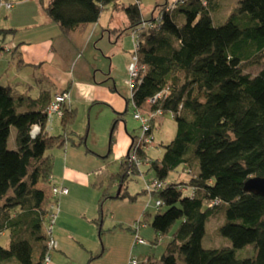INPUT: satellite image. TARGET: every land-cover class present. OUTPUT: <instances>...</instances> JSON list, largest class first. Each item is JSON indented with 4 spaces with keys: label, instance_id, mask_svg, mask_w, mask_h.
Returning a JSON list of instances; mask_svg holds the SVG:
<instances>
[{
    "label": "trees",
    "instance_id": "1",
    "mask_svg": "<svg viewBox=\"0 0 264 264\" xmlns=\"http://www.w3.org/2000/svg\"><path fill=\"white\" fill-rule=\"evenodd\" d=\"M38 1L63 34L96 23L106 5L122 8L126 29L138 32L135 55L143 66L131 92L133 110H160L176 123L175 136L161 144L159 159L146 153L153 143L134 151L136 136H131L112 176L120 187L113 198L131 201L135 197L123 191L124 186L131 175L140 173L141 164L165 184L160 190H143L161 201L157 208H165L151 218L153 243L177 226L159 263L149 257L140 264H264V196L243 190L248 178L264 177V0H238L220 23L214 19L218 0H187L168 10L164 4L158 18L149 20L152 26L142 25L140 0L126 6L119 0ZM2 2L8 1L0 0V6ZM13 31L0 29V35ZM8 43L0 38V51ZM252 66L260 69L250 74L246 70ZM52 98L47 91L31 98L0 85V235L8 232L9 237L7 248L0 245V264H45L53 251L47 246V216L54 160L46 151L66 144L76 113L64 103L59 116L63 133L51 135L46 109ZM123 114H116L112 132ZM155 121L150 119L151 134ZM35 125L40 132L32 136ZM12 127L14 148H9ZM132 152L136 161L130 160ZM171 173L183 178L169 179ZM108 198L112 197L104 191L102 200ZM215 201L218 204L208 206ZM216 214L224 217L218 232L230 246L204 248L206 224ZM144 216L134 223L147 225ZM101 218L100 211L95 219L100 235Z\"/></svg>",
    "mask_w": 264,
    "mask_h": 264
},
{
    "label": "rangeland",
    "instance_id": "2",
    "mask_svg": "<svg viewBox=\"0 0 264 264\" xmlns=\"http://www.w3.org/2000/svg\"><path fill=\"white\" fill-rule=\"evenodd\" d=\"M134 2L135 0H119L118 3L126 6ZM174 2L175 0H140L139 8L143 20L156 18L161 6L165 3L172 5ZM218 2L219 6H215L214 13L216 23L224 21L220 17L225 16L230 7L237 5L238 0H218ZM226 3L228 6L225 5ZM27 8L30 9V6L27 5ZM12 10L0 6V21L5 22ZM23 18L16 19L26 21V18ZM99 24L104 30L98 27V34L94 36L88 47L84 48L80 41L76 46L66 41V45L60 44L58 48L59 54L54 59L53 66L56 65L75 79L95 83L97 101L89 103L88 106L77 103V106L73 107L76 114L73 123L67 129L66 144L61 148L54 147L47 150L46 154H50L54 160L55 155L69 151L73 159L80 163L79 165L84 166L87 171L96 172L91 176L92 189L88 192L94 194L91 206L96 213L94 219L98 218L101 211V236L100 240L97 237L94 242H83L75 232L69 231L62 241L65 245L64 252L53 250L51 261L52 264H124L134 238L129 227L145 213L142 219L146 220L147 225L140 228L139 236L146 241V244L137 245L131 254L137 260L150 256L153 261L159 263L177 224H174L166 236L158 238L157 242L153 243L155 232L150 226L151 218L156 213L163 212L165 208L155 206L154 202L157 199L155 194L143 192L145 183L154 178L147 164H141L140 173L131 175L125 183L123 191L135 199L131 201L128 198H113L119 186L112 180V176L118 171L120 161L125 157L126 142L131 136H136L140 132L139 123L132 117L131 92L126 84L127 65L134 52L133 31L126 29L128 20L124 10L114 9L113 4L104 7L99 17ZM107 25L116 30L109 33ZM22 32L23 29L17 34ZM76 35L83 37L82 33ZM9 40L10 38H7L5 43ZM18 56L19 51L4 53L0 58V74L3 75L0 85H10L16 94L31 98H36L41 91L53 93L56 90L53 82H50L54 76L48 64L16 68ZM259 69V66H252L246 71L255 74ZM46 72L51 75L49 80L43 76ZM117 113H124L123 121H118L112 132L113 120ZM156 119L152 130L153 144L146 149L147 155L153 159L161 158L163 154L161 144L169 143L176 133V123L169 113L159 115ZM53 121L50 134L55 136L62 134L59 119L54 117ZM14 138L15 129L12 127L8 139L9 148H14ZM181 178L183 176L179 177L177 173H171L169 176V179ZM104 191L112 198L102 200ZM82 193L87 192L82 191ZM88 198L89 196L85 194L84 204ZM83 211L85 207L79 201L77 205L71 207L70 213L81 215ZM222 222L224 217L220 214L209 219L206 233L202 238L204 248L230 246L229 240L218 232V226ZM53 237L56 240L54 235ZM8 243V232H5L0 235V245L7 248Z\"/></svg>",
    "mask_w": 264,
    "mask_h": 264
},
{
    "label": "crops",
    "instance_id": "3",
    "mask_svg": "<svg viewBox=\"0 0 264 264\" xmlns=\"http://www.w3.org/2000/svg\"><path fill=\"white\" fill-rule=\"evenodd\" d=\"M5 1L12 3L11 9L13 10L5 22L0 21V29H12L15 31L5 35L4 37L3 35H0V38L4 41L7 38H10L8 42H13L18 45L16 52L19 51V56L16 68L24 66L36 67L40 64H48L50 70H52L50 72L54 76L50 82H53L52 84L55 85L56 88L53 93H49L50 97L52 98L55 94L67 90L69 94L67 106L71 109H73L74 106L76 107L77 103L88 106L89 103L97 101L95 99V92L97 91L95 83L93 84L92 82L88 83L75 79L71 74L62 71V69L56 65L53 66V62L59 54L58 48L60 47V44L66 45V41L71 45L75 44V46L80 41L84 48L88 47L94 36L98 34V27H100L101 30H104L99 24V19L96 23L88 25L83 30H75L69 34H63L59 26L48 19L38 0ZM27 5L30 6V9L27 8ZM17 17H24L26 18V21H17ZM108 26L109 25H107V30L110 33L114 27L109 28ZM22 29V34H17L19 31H22ZM81 33L83 34L82 38L76 35H80ZM77 39L79 40L77 41ZM43 76L44 78H48L47 80L51 77L48 72H46V75ZM2 77L3 75L0 74V80H3ZM0 83H2V81H0ZM54 117L59 119L58 116ZM53 122L51 127H53ZM51 130L52 128L50 131ZM130 144L131 138H129V141L126 142L125 155L130 147ZM79 164L73 159V156L69 154V151L55 155L53 161L51 182L54 185L64 186L68 189L67 194L61 195L57 198L56 219L53 228V235L57 240V247L54 250L60 253L64 252L63 246L65 245L62 241L65 234L69 231L75 232L77 237H79L83 242H94L97 237L100 240L101 236L99 227L94 221L96 213L91 207L94 200V194L92 192H88L92 189L91 176L96 172L87 171L84 166ZM41 185L42 184H39L38 187ZM82 191H86L87 193H82ZM85 194L89 196L86 204L83 202L85 201L83 199ZM79 201L83 203L85 211H83V214L81 215H73L70 213L71 207L73 205H77ZM132 242L129 256H127V260H125L124 264H129L130 258L133 257L131 254L134 249L132 248ZM51 254L52 253H50L49 264H52ZM149 257L150 256H147L138 260L139 264Z\"/></svg>",
    "mask_w": 264,
    "mask_h": 264
},
{
    "label": "built area",
    "instance_id": "4",
    "mask_svg": "<svg viewBox=\"0 0 264 264\" xmlns=\"http://www.w3.org/2000/svg\"><path fill=\"white\" fill-rule=\"evenodd\" d=\"M187 2V0H175V2L172 5H168L165 10H168L170 8H173L177 5H182L185 4ZM2 6H4L6 9H10L12 7V3L11 2H2L1 3ZM158 18V16H157ZM143 26H152V23L149 21H144L142 23ZM133 35V46H134V52L133 55L131 57V61L130 63L127 65V72H128V77L126 80V84L129 86L130 88V92H132L133 87L135 86L136 82L139 79V75L141 70H143V66H141L138 62L137 56L135 55V50L137 49L138 46V32L137 30H134L132 32ZM15 43H8V44H4L2 46V51H0V56L2 55V53L4 52H8L10 49L15 47ZM158 95H156L154 98L149 99V102L154 101V99L156 97H158ZM69 99V94L68 92H60L57 93L53 96L52 100L49 103V106L46 109V129H50L51 127V123H52V118L53 116H61L62 112H61V106L66 103ZM159 115H162V112L160 110H156L154 112H146L143 113L140 110H133L132 112V117L134 120H136L139 123V129L140 132L138 135H136V138L134 141H132V144H134V151L137 148H142V147H147L149 145H151L153 143V135L150 133V119H156ZM40 132V128L35 125L32 127L31 130V135L35 136ZM130 160L131 161H136V157H135V153L132 152L130 155ZM164 182L159 181L157 179H152L149 183L145 184V189L147 190V192H151V191H156V190H160L164 187ZM68 193V189L64 186H57V185H52L50 187V197H51V202L49 204V213H48V219H49V224L47 226V233L49 234V240L47 242V246L49 249L54 250L57 247V242L56 240L53 238L52 233H53V226L55 224V219H56V211H57V198L61 195H65ZM162 203L160 200H156L155 201V206L158 207L160 206ZM218 204L217 201L215 202H211L208 204V206H213ZM144 225H142L141 223H137L135 222L131 228L132 230H134V241L132 243V248H134L135 245H140V244H144L145 240L143 238H141L138 235V230L139 228L143 227ZM50 263V255L46 256L45 258V264H49ZM130 264H138V261L135 258H130L129 261Z\"/></svg>",
    "mask_w": 264,
    "mask_h": 264
},
{
    "label": "water",
    "instance_id": "5",
    "mask_svg": "<svg viewBox=\"0 0 264 264\" xmlns=\"http://www.w3.org/2000/svg\"><path fill=\"white\" fill-rule=\"evenodd\" d=\"M243 190L259 196H264V177H251L248 178L243 185ZM120 191V187L118 191Z\"/></svg>",
    "mask_w": 264,
    "mask_h": 264
}]
</instances>
